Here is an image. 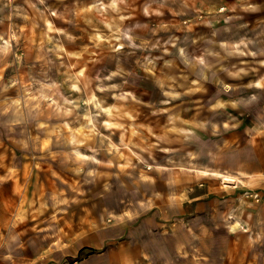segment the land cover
<instances>
[{"label": "rangeland", "instance_id": "rangeland-1", "mask_svg": "<svg viewBox=\"0 0 264 264\" xmlns=\"http://www.w3.org/2000/svg\"><path fill=\"white\" fill-rule=\"evenodd\" d=\"M205 9L0 0V264H264V247L201 224L177 245L140 170L191 133L170 101L214 51Z\"/></svg>", "mask_w": 264, "mask_h": 264}, {"label": "crops", "instance_id": "crops-1", "mask_svg": "<svg viewBox=\"0 0 264 264\" xmlns=\"http://www.w3.org/2000/svg\"><path fill=\"white\" fill-rule=\"evenodd\" d=\"M203 1L208 13H217L205 17L216 26L204 40H216L215 52L203 42L204 62L192 60L188 65L186 99L170 101L172 106L185 105L179 109L191 133L182 134L181 140L176 135L170 152L149 156L151 168L140 170L154 192L147 196H157L156 216L172 230L177 228L173 232L180 240L177 245L185 241L180 228L186 227L187 237L201 224L260 248L264 247V0Z\"/></svg>", "mask_w": 264, "mask_h": 264}, {"label": "trees", "instance_id": "trees-1", "mask_svg": "<svg viewBox=\"0 0 264 264\" xmlns=\"http://www.w3.org/2000/svg\"><path fill=\"white\" fill-rule=\"evenodd\" d=\"M84 252L92 253V252H93V249H92V248H83V249L80 251V254H83Z\"/></svg>", "mask_w": 264, "mask_h": 264}, {"label": "bare ground", "instance_id": "bare-ground-1", "mask_svg": "<svg viewBox=\"0 0 264 264\" xmlns=\"http://www.w3.org/2000/svg\"><path fill=\"white\" fill-rule=\"evenodd\" d=\"M227 88H229V86L227 87ZM18 102V101H17ZM18 104H19V102H18ZM204 167V166H203ZM201 172V171H200ZM205 172V171H204ZM205 174H207V173H205ZM216 174V173H215Z\"/></svg>", "mask_w": 264, "mask_h": 264}]
</instances>
